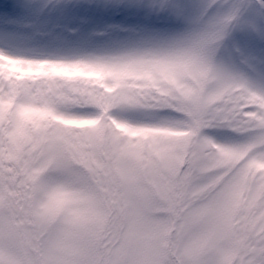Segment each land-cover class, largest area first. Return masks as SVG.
Wrapping results in <instances>:
<instances>
[{"label":"snow or ice","instance_id":"1","mask_svg":"<svg viewBox=\"0 0 264 264\" xmlns=\"http://www.w3.org/2000/svg\"><path fill=\"white\" fill-rule=\"evenodd\" d=\"M0 264H264V0H0Z\"/></svg>","mask_w":264,"mask_h":264},{"label":"rangeland","instance_id":"2","mask_svg":"<svg viewBox=\"0 0 264 264\" xmlns=\"http://www.w3.org/2000/svg\"><path fill=\"white\" fill-rule=\"evenodd\" d=\"M8 2H13V0H8ZM36 2L39 3H43L44 0H36ZM63 23H71V21H63Z\"/></svg>","mask_w":264,"mask_h":264}]
</instances>
